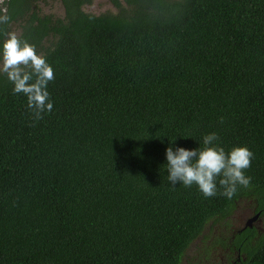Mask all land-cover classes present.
<instances>
[{"label":"trees","instance_id":"obj_1","mask_svg":"<svg viewBox=\"0 0 264 264\" xmlns=\"http://www.w3.org/2000/svg\"><path fill=\"white\" fill-rule=\"evenodd\" d=\"M62 1L18 36L54 70L52 111L33 120L0 73V264H219L226 247L264 264V230L232 223L247 200L264 226V0ZM213 132L253 153L231 199L219 178L209 198L167 180L166 149Z\"/></svg>","mask_w":264,"mask_h":264},{"label":"clouds","instance_id":"obj_2","mask_svg":"<svg viewBox=\"0 0 264 264\" xmlns=\"http://www.w3.org/2000/svg\"><path fill=\"white\" fill-rule=\"evenodd\" d=\"M10 22L11 17L0 15V32L6 36L0 44V73L14 85V94L27 97L32 119L38 121L53 109L48 84L54 80V70L43 56L37 54L34 45L21 40L14 32L4 31ZM218 140L213 132L205 135L203 146L196 149L177 147L174 151L169 146L164 166L168 171V182L186 187L195 184L206 198L217 195L218 178L223 189L220 195L227 199L236 194L238 186L249 187L251 177L245 175V170L250 167L253 153L247 147H234L226 152Z\"/></svg>","mask_w":264,"mask_h":264},{"label":"flooded vegetation","instance_id":"obj_3","mask_svg":"<svg viewBox=\"0 0 264 264\" xmlns=\"http://www.w3.org/2000/svg\"><path fill=\"white\" fill-rule=\"evenodd\" d=\"M8 1L9 0H0V15H5L6 14ZM107 1H109L115 7V5L112 3L111 0H107ZM37 2H38V0H25L24 1V7L20 11V15H16L17 17L15 19H12L11 20L12 21V25L11 24H8L7 25V28L8 29H14V28H16L17 30H19L18 31V34H17V36H19L22 33L23 27L24 26L26 27L27 25H30L31 24V22H32V16H36V17L37 16H39V17L44 16V14H39V9L37 7L38 6ZM90 2H91V0L82 2L80 4L81 5V10H83L82 9V6L83 5L89 4ZM121 2H123V1H121ZM62 4H63V1H62ZM87 13H89V12H87ZM64 14H65V8H64ZM45 16H49V15L48 14H45ZM63 16L60 17V18H63ZM15 23H17V25L19 27H14V24ZM34 23H35V21H34ZM245 205L246 206H249L248 204H244V206L237 205L236 209H234L233 212L234 213H238V215H241V214L246 213V212H252L251 215L249 216V218L248 217L246 218V220L244 221V223L245 222L246 223L247 222H250V226L249 227H255L259 231L264 230L263 219H262L263 217L260 216V214H259L258 211H255V208L254 207L253 208H250V207H246ZM232 223H233V227L236 229L235 232L238 231L239 229L243 228V226L246 224V223L243 224L242 222H239L238 220H237V222L233 221ZM215 232L216 231H214V233ZM232 238H233V234H232ZM232 238H231V240H232ZM207 243L209 244L210 241L209 242L207 241ZM226 252L227 253L230 252L229 251V247H226L222 251V253H218V256H219V259H220V263L219 264H224L227 261ZM236 259H238V254H236ZM216 262H218V259L217 258H214L211 263H207L206 261H204L205 264H215Z\"/></svg>","mask_w":264,"mask_h":264},{"label":"rangeland","instance_id":"obj_4","mask_svg":"<svg viewBox=\"0 0 264 264\" xmlns=\"http://www.w3.org/2000/svg\"><path fill=\"white\" fill-rule=\"evenodd\" d=\"M38 9H39V14H48L50 17L55 18V17H62L64 15V6L62 4L61 0H38ZM124 5V3H122ZM82 9L85 12H89L91 14L97 15L103 12H116L117 8H115L109 1L107 0H91L89 4H85L82 6ZM12 25V21L10 22ZM14 27H19L17 23L14 24ZM18 31L16 28L10 29V32H14L16 35L18 34ZM48 42H44V45H46ZM244 204H249V201L247 200L242 201L238 203V205L244 206ZM246 206V205H245ZM248 207V206H246ZM252 212H246L241 215H238V213L233 214V221L237 222H242L243 224L246 218L251 215ZM242 224V225H243ZM207 231L206 233H208ZM193 248V246H192ZM193 256V255H192ZM196 257V255H194Z\"/></svg>","mask_w":264,"mask_h":264},{"label":"water","instance_id":"obj_5","mask_svg":"<svg viewBox=\"0 0 264 264\" xmlns=\"http://www.w3.org/2000/svg\"><path fill=\"white\" fill-rule=\"evenodd\" d=\"M246 226H250V222H247V223L243 226V228L246 227Z\"/></svg>","mask_w":264,"mask_h":264}]
</instances>
